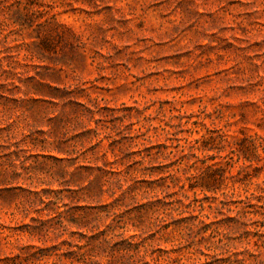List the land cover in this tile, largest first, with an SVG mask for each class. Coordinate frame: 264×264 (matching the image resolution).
Listing matches in <instances>:
<instances>
[{
	"label": "rangeland",
	"instance_id": "obj_1",
	"mask_svg": "<svg viewBox=\"0 0 264 264\" xmlns=\"http://www.w3.org/2000/svg\"><path fill=\"white\" fill-rule=\"evenodd\" d=\"M0 264H264V0H0Z\"/></svg>",
	"mask_w": 264,
	"mask_h": 264
},
{
	"label": "trees",
	"instance_id": "obj_2",
	"mask_svg": "<svg viewBox=\"0 0 264 264\" xmlns=\"http://www.w3.org/2000/svg\"><path fill=\"white\" fill-rule=\"evenodd\" d=\"M200 140L198 139H193V143L190 145L191 147H196L197 149H201L200 146H195L193 145L195 142H199ZM183 147V150H185L186 146H182ZM256 146H254L255 148ZM240 150L242 151V153H244L245 155H247V151L246 149H242L240 147H237V146H232V149H230V152L227 153L226 156H223L224 159H233V155L237 153V151ZM198 157V156H197ZM227 164V161H223ZM215 163L213 164H209L207 166L204 167V175H201L200 178H196V180H193V177H196V176H193L190 175L188 177V180L190 181L189 182V187L192 189L196 186H200L202 190L204 189H208V190H214L216 188V184L218 182H220V180L223 179V173H224V169H225V166L224 165H220V166H214ZM206 176V177H205ZM170 196V195H169ZM186 197H188L186 195ZM166 199H161V198H158V202H162V203H168L169 202L167 201V196H165ZM174 200H170V203H172ZM239 202H242L244 203V207H248L250 204L247 202V201H244V200H240ZM220 203L222 205L226 204V201L224 200H221ZM230 210V209H229ZM243 212H246V213H250V211L248 210H242ZM206 225L208 227L211 226V223H206Z\"/></svg>",
	"mask_w": 264,
	"mask_h": 264
}]
</instances>
